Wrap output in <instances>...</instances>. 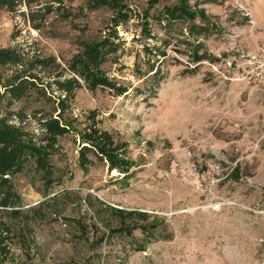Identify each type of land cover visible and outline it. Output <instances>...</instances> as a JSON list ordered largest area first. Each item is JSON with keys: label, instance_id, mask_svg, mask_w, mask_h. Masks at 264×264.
Returning a JSON list of instances; mask_svg holds the SVG:
<instances>
[{"label": "rangeland", "instance_id": "obj_1", "mask_svg": "<svg viewBox=\"0 0 264 264\" xmlns=\"http://www.w3.org/2000/svg\"><path fill=\"white\" fill-rule=\"evenodd\" d=\"M149 1L125 0L134 14L150 10L154 37L142 35L137 18L119 26L116 51L102 66L128 92L83 86L63 116L82 130L94 112L102 129L127 144L130 178L92 157L84 172L78 136L59 138L49 184L32 163L14 176L24 236L6 264H264V0H189L206 19L173 29L163 12L179 0H159L152 9ZM111 18L87 0L2 10L0 48L65 66L107 35ZM192 23L207 28L199 41L211 55L198 67L191 63ZM164 40L166 57L149 80L147 60L156 59L145 48ZM12 72L0 68L3 78ZM41 97L10 108L2 100L0 117L18 125L25 116L24 128L40 136V113L57 105ZM117 210L133 215L124 224Z\"/></svg>", "mask_w": 264, "mask_h": 264}, {"label": "trees", "instance_id": "obj_2", "mask_svg": "<svg viewBox=\"0 0 264 264\" xmlns=\"http://www.w3.org/2000/svg\"><path fill=\"white\" fill-rule=\"evenodd\" d=\"M40 1L0 0V11L14 12L22 5L32 7ZM64 1L52 0L58 5ZM158 2L159 0H150L148 4L152 9ZM87 5L91 9L107 8L112 12L109 32L100 41L88 43L83 52L75 55L65 66H61L54 57L44 58L36 55L28 57L27 54L14 48H0V68L13 69L8 77L3 78L0 75V101L5 100L7 107L10 108L15 102L35 94L39 99L43 96L55 99L57 103L54 112L40 113L37 119L42 131L40 136L24 128L25 116H21L18 125L12 123L9 117H0V264H6L11 257L12 246L16 240L23 243V231L16 225L23 215L22 200L15 189L14 176L22 173L27 164L32 163L49 184L53 172L51 159L59 153V138L71 132L78 136V164L84 172L92 164L90 157L106 162L110 172H118L125 180L130 178L131 170L135 165L128 156L127 144L117 141L110 132L102 129L94 112L88 115L82 130L76 129L63 116L69 107L68 101L83 86L90 91L107 89L116 96L128 92L127 87L119 85L115 79L107 76L102 66L106 55L116 51L115 41L120 40L117 31L119 26L137 18L141 23L142 35L147 39L154 37L151 34L149 21L150 10H146L143 15L134 14L125 0H87ZM50 11L51 9L47 10V13ZM163 17L165 25L170 29H173L179 21L194 22L198 17L202 20L206 19L205 12L193 9L189 0H179L177 5L165 8ZM206 32L207 28L196 23H192L189 29V37L192 39L189 44L191 63L196 67L211 60V55L199 41ZM169 45L170 42L164 40L165 48L162 46L145 48V52L150 54L155 51L151 56L156 59L155 62L151 63L149 59L147 60L146 74L153 72L148 77L149 80L158 74L159 70L155 71V65L166 57L165 49ZM43 78L49 80L47 84L43 82ZM55 92L60 95L57 97ZM47 93L50 95L47 96ZM116 212L124 224H126V215H133L124 210ZM122 229L131 234L136 228L123 226Z\"/></svg>", "mask_w": 264, "mask_h": 264}]
</instances>
